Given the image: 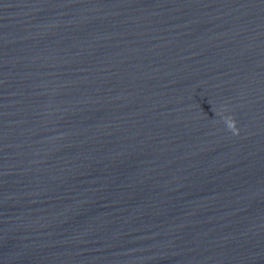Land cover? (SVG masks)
Returning a JSON list of instances; mask_svg holds the SVG:
<instances>
[{"label": "water", "instance_id": "water-1", "mask_svg": "<svg viewBox=\"0 0 264 264\" xmlns=\"http://www.w3.org/2000/svg\"><path fill=\"white\" fill-rule=\"evenodd\" d=\"M0 264H264V0H0Z\"/></svg>", "mask_w": 264, "mask_h": 264}]
</instances>
